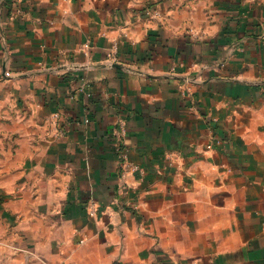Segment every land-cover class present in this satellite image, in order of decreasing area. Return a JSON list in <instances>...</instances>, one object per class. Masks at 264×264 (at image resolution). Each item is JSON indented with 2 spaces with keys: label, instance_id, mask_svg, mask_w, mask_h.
<instances>
[{
  "label": "crops",
  "instance_id": "0c3cea01",
  "mask_svg": "<svg viewBox=\"0 0 264 264\" xmlns=\"http://www.w3.org/2000/svg\"><path fill=\"white\" fill-rule=\"evenodd\" d=\"M0 264H264V0H0Z\"/></svg>",
  "mask_w": 264,
  "mask_h": 264
},
{
  "label": "built area",
  "instance_id": "2783aa9c",
  "mask_svg": "<svg viewBox=\"0 0 264 264\" xmlns=\"http://www.w3.org/2000/svg\"><path fill=\"white\" fill-rule=\"evenodd\" d=\"M115 151H116V155L119 158V160L121 161V164L123 167H126V165H124L125 163V158H124V151L123 148L121 147V144H116L115 146ZM91 213H94L93 211Z\"/></svg>",
  "mask_w": 264,
  "mask_h": 264
}]
</instances>
